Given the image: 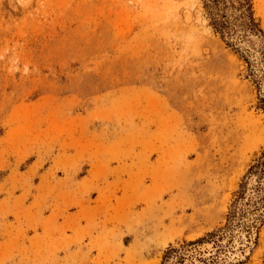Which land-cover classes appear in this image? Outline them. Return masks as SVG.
I'll return each mask as SVG.
<instances>
[{
  "label": "rangeland",
  "instance_id": "1",
  "mask_svg": "<svg viewBox=\"0 0 264 264\" xmlns=\"http://www.w3.org/2000/svg\"><path fill=\"white\" fill-rule=\"evenodd\" d=\"M248 1L0 0V264H264Z\"/></svg>",
  "mask_w": 264,
  "mask_h": 264
},
{
  "label": "trees",
  "instance_id": "2",
  "mask_svg": "<svg viewBox=\"0 0 264 264\" xmlns=\"http://www.w3.org/2000/svg\"><path fill=\"white\" fill-rule=\"evenodd\" d=\"M204 2L212 17L213 27L223 34L233 37L237 36L238 32L245 36L260 31L251 16V5L248 0L238 2L237 6H234L231 0H204ZM260 48L264 59V42Z\"/></svg>",
  "mask_w": 264,
  "mask_h": 264
}]
</instances>
